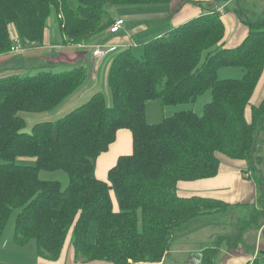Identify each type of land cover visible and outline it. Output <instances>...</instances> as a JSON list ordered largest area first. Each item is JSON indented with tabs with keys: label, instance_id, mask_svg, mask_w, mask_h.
<instances>
[{
	"label": "trees",
	"instance_id": "16d2710c",
	"mask_svg": "<svg viewBox=\"0 0 264 264\" xmlns=\"http://www.w3.org/2000/svg\"><path fill=\"white\" fill-rule=\"evenodd\" d=\"M171 1L0 0V55L10 52L15 40L22 46L42 45L52 17L60 42L76 46L114 23L110 9L116 4L152 6ZM236 12L240 14L237 8ZM245 22L248 34L232 49L223 47L224 25L219 12L211 10L142 44L141 57L130 48L118 51L107 73L111 105L103 92L95 91L81 105L55 120L36 122L31 130L19 112L57 107L84 83L86 67L1 74L0 238L10 214L18 209L13 240L18 246L34 240L38 257L57 260L71 231L75 260L154 264L164 258L175 231L188 221L217 216L236 205L204 195L180 196L179 181L207 179L224 161H244L247 168L241 169L242 175L255 178L259 186L262 178L252 176L249 169H256L264 99L253 104L251 97L264 67V19ZM221 66H238L245 73L238 79H220L216 72ZM206 90L211 100L204 104L202 115L182 110L160 122H147L150 99L175 105L192 102ZM121 128L131 132L132 152L119 156L106 181L99 180L96 157ZM23 156L34 157L35 164L15 163ZM41 169L64 170L67 187L40 179ZM258 203L264 208L263 196ZM251 216L230 247L243 244V232L252 223L257 225ZM92 223L96 230L90 242ZM211 258L203 260L213 264ZM251 264H264V252Z\"/></svg>",
	"mask_w": 264,
	"mask_h": 264
},
{
	"label": "crops",
	"instance_id": "0c3cea01",
	"mask_svg": "<svg viewBox=\"0 0 264 264\" xmlns=\"http://www.w3.org/2000/svg\"><path fill=\"white\" fill-rule=\"evenodd\" d=\"M236 8L240 11V14L236 12ZM125 10L127 13L119 15L117 18L123 19L120 29L113 33L109 31V28L104 31L106 38L111 37V39L104 42V44L96 43L92 45L93 50L99 45L113 47V50L107 56H94L92 54L93 50L90 52V49H88L89 47L81 48L84 47V43L76 46L73 44H62L57 30L53 27L54 17H52L50 27L45 30L42 45L21 46L18 51H10L0 55V75L14 72V68L18 67L19 63L24 61L25 63L28 62L27 60L31 57V55H29L30 53L39 50L44 51L45 54L49 53L51 58L48 59V61L52 60L51 62L63 63L66 66L87 64L91 69L88 80L86 78L83 85L68 96H73L72 99H75L73 103H76L81 99L88 98L93 92L100 91L101 84L105 87L106 92L109 90L107 85V73L111 61L109 59L122 49L130 48L132 50V47L135 46L133 40L134 36L139 35L140 40L145 42L150 36H160L170 28L198 16L201 13L217 10L224 25L223 47L232 49L238 46L248 34V25L245 21H250L249 19H264V0H172L167 5H158L150 8L130 7L125 8ZM126 23H128V26L125 25ZM50 31L51 34L55 36L53 41H50L51 35L47 37ZM121 31H123V33L119 34ZM11 34L12 37L16 39V34L14 32ZM42 58L45 59V57ZM244 73V68L238 66H221L216 72L218 78L230 77L234 79L241 78ZM263 99L264 67L259 82L251 97V103L257 104ZM69 101L60 103L50 111L56 114L60 111L61 106L66 105ZM147 103L148 101L146 105ZM122 129L125 130V128H121L116 131L115 139L108 146V149L96 157L94 172L96 178L99 180L106 181L108 170L116 163L119 156L132 152L131 132L128 129L127 132ZM246 168L247 164L244 161H224L219 172L213 177L194 180L193 182L179 181V183H177V193L178 195L180 194V196L204 195L215 197L230 204H250L258 199V184L255 178L244 177L242 175L241 169ZM191 189H196V191L200 193L183 195L186 194V191H191ZM112 202L115 209V200L112 199ZM251 225L252 226L246 229L242 234L243 244L239 243L234 247H219L217 254L222 253L224 256L220 264H251L252 260L257 257L261 251H264V220L258 221L257 225L253 223ZM70 236L71 231L66 237L61 254L58 256L59 258L57 260L50 261L36 255L35 264H112L106 261L82 262L80 260H75L71 247L72 238ZM243 245H246V247ZM246 250H249V253H246ZM170 252L171 245L164 258L160 262L154 264H164ZM201 259L202 254H200V258L196 255H192L187 261H184V263L199 264ZM140 264L153 263L140 262Z\"/></svg>",
	"mask_w": 264,
	"mask_h": 264
},
{
	"label": "rangeland",
	"instance_id": "374dc122",
	"mask_svg": "<svg viewBox=\"0 0 264 264\" xmlns=\"http://www.w3.org/2000/svg\"><path fill=\"white\" fill-rule=\"evenodd\" d=\"M159 5V4H158ZM158 5H143V6H122V5H115L110 9V15L114 17L115 19L118 18L119 15L126 14L125 8H134V7H144V8H150L153 6ZM160 6V5H159ZM250 21H256L260 19H249ZM54 21V18H53ZM55 21L53 22V27H55ZM128 26V23L125 24ZM111 27V26H110ZM109 27V28H110ZM58 32V29H56ZM11 33H15L14 26H10ZM106 31V30H104ZM99 32L94 35H92L88 41H86L84 44V47L81 48H88L90 49V52L93 50V46L96 43L104 44V42L111 39V37L106 38L105 32ZM123 31L119 32V34H122ZM50 37V41H53L55 39V36L51 34V31L48 32L47 37ZM59 36V34H58ZM154 37H149L147 41L152 39ZM135 46L132 47V52L137 56L141 57L143 55V46L142 44L146 43L147 41L143 42V40H140L139 35L134 36L133 38ZM13 45H15V41L13 42ZM88 51V50H86ZM208 50L204 51L202 53V57L200 60L199 65H201L204 61V58ZM88 54V53H87ZM31 57L36 58H29L25 63H19L18 67L14 68V72H16L19 75H34L38 71H52V72H60V71H67L73 68L74 66H66L63 63L59 62H51L52 60H49L51 55L45 54L44 51H33V53H30ZM55 56V55H54ZM42 57H45L42 58ZM87 57V56H86ZM44 59V60H43ZM47 59V60H46ZM112 59V56H111ZM109 59V60H111ZM111 62V61H110ZM85 64V63H84ZM86 65V66H85ZM86 72H87V80L91 74L90 67L85 64ZM105 65V61H104ZM230 78V77H226ZM225 79V78H220ZM103 83V82H102ZM83 85V84H82ZM101 92L104 93L107 103L109 105L112 104L111 102V95L109 90L106 92L105 87L101 84ZM211 92L210 90H206L202 95L197 97L192 102H186V103H179L175 105H162L159 98L156 99H150L146 105L147 107V116L146 120L148 123H157L160 122L163 118L171 116L173 113L177 111L182 110H191L195 112L198 115H202L203 113V106L205 103L209 102L211 100ZM73 98V96L67 97L64 99L63 103L66 101H69ZM89 98V97H88ZM88 98L81 99L76 103H73L75 99H72L71 101L67 102L66 105L61 106L60 111H56L57 113H52L53 111H45V112H39V113H32V112H25L21 111L19 112V115L25 120L26 128L27 130H31V127L34 123L39 121H48V120H55L59 118L60 116L64 115L65 113L71 111L73 108L77 107L78 105H81L85 101H87ZM72 103V104H71ZM124 130V129H122ZM127 132V129L124 130ZM258 149L255 153V156L258 157V159L255 160V167L256 169H249L250 174L253 176L255 175L258 178H262L260 180V184L258 186V199L254 202H251L250 204L247 203H237L234 206L229 207L226 212L217 215V216H206L202 218H197L191 221H188L185 225H183L182 228L175 231L173 239L171 243V252L169 257H167L164 264H186L184 261H187L190 256L193 254H201L203 252V256L201 259V262L199 264H207L205 260H203V257L211 256L212 255V263L213 264H220L223 261V254L218 253L219 247H230L231 245L235 244L237 242L236 237L238 235V232L240 229H242L247 223L250 222L252 218L251 215L255 217V221H260L263 219L262 214L264 211L263 205H260L258 203L259 198L261 196L264 197V131L261 132L258 136L257 140ZM15 163L19 165H34L35 164V158L34 157H18L16 160H14ZM3 160L0 157V163H2ZM38 177L43 180H50V181H58L61 185L62 189H65L68 185L69 179L68 174L62 170V169H55V170H45L41 169L39 170ZM181 190V189H180ZM178 191V189H177ZM200 192H197L196 189H191V191H186V194L183 195H191V194H197ZM110 194L112 199H114L113 191L110 190ZM180 195V194H179ZM18 212V209H14L12 213L10 214L8 221L6 223V226L4 228V231L2 233V236L0 238V264H35L36 262V245L34 240L28 241L23 246H18L15 244L13 240V234H14V224H15V218L16 214ZM95 230H96V224L92 223L90 225V229L88 232V240L90 242L94 241L95 236ZM72 238V233L71 236ZM217 249V251H216ZM204 251H206L204 253ZM216 251V253H215ZM246 253H249V250L245 251ZM189 264V263H188Z\"/></svg>",
	"mask_w": 264,
	"mask_h": 264
},
{
	"label": "built area",
	"instance_id": "2783aa9c",
	"mask_svg": "<svg viewBox=\"0 0 264 264\" xmlns=\"http://www.w3.org/2000/svg\"><path fill=\"white\" fill-rule=\"evenodd\" d=\"M123 23V19L119 18V19H115L114 23L111 25V27L109 28L110 32H116L121 24ZM21 43L19 42V40H15V45H12L10 49V51H18L21 48ZM113 50V47H110L108 45H99L97 46L92 54L96 57H104L107 56L111 51Z\"/></svg>",
	"mask_w": 264,
	"mask_h": 264
},
{
	"label": "water",
	"instance_id": "95a60500",
	"mask_svg": "<svg viewBox=\"0 0 264 264\" xmlns=\"http://www.w3.org/2000/svg\"><path fill=\"white\" fill-rule=\"evenodd\" d=\"M109 8H110V5H107V6H106V9H109ZM262 252H264V251H261V253H262ZM195 255H196L198 258H200V254H196V253L193 254V256H195Z\"/></svg>",
	"mask_w": 264,
	"mask_h": 264
},
{
	"label": "bare ground",
	"instance_id": "6f19581e",
	"mask_svg": "<svg viewBox=\"0 0 264 264\" xmlns=\"http://www.w3.org/2000/svg\"><path fill=\"white\" fill-rule=\"evenodd\" d=\"M119 29H120V28H119ZM119 29H118V30H119ZM112 33H113V32H112Z\"/></svg>",
	"mask_w": 264,
	"mask_h": 264
}]
</instances>
